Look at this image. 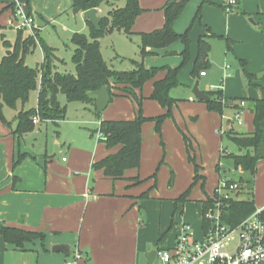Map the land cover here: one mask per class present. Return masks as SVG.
<instances>
[{"label": "rangeland", "instance_id": "rangeland-1", "mask_svg": "<svg viewBox=\"0 0 264 264\" xmlns=\"http://www.w3.org/2000/svg\"><path fill=\"white\" fill-rule=\"evenodd\" d=\"M119 4L125 6L126 1L122 0ZM199 10H201L200 15L198 14ZM101 11V16H105L107 14L106 6ZM36 25H38L37 21ZM17 27L18 21L15 12L8 25L3 21L0 22V60L6 53L4 40L9 41L12 46L17 42L20 35ZM175 30L179 34H184L189 30L190 39L189 59L178 75V85L170 90L171 97L177 99L178 102L171 109L172 116L164 121L161 134L155 131L153 122L143 125L141 150L142 147L143 150L145 148L144 140L149 132L158 134V144L161 149L160 160L154 171L147 176L151 177L156 173L155 178H150L148 181L156 183V190L162 196L170 192V194L181 192L185 186L189 187L191 180L189 169L194 168L188 158L183 133L187 134L192 142V153L196 154L197 163L199 162L205 167L208 176L204 189L201 185H197L193 189L197 198H204L207 194H212L211 188L216 178L215 163L217 160L219 161L221 147V133H217V128L220 127L219 123H222V117L226 120L233 119L235 114L224 112V115H221L209 111L203 102H193V89L198 83L202 92H222L224 97L230 99L264 98V77L260 80V75L264 74V0H237L231 9L227 5V0H191L176 23ZM22 31H24L23 38H26L30 30ZM37 31H39V40L48 46L57 58L52 64L53 70L59 73L76 74V68L72 61L74 46L71 43V38L75 33L91 37V26L84 18V12L75 15L72 10L68 14L62 15L53 25L41 29L37 26L30 32L35 35ZM202 38L210 44L207 57L210 64L206 66L202 63L201 67H198L195 61L198 55L199 40ZM99 42L103 59L113 70L118 72L131 71L134 69V62L143 63L148 69L171 67V65L176 68L181 65L183 59L181 42L172 45L173 49L180 50L178 53L181 58L164 57L163 55L143 57L141 37L139 35L130 37L124 32L105 33L99 38ZM43 61V49L40 44H37L27 55L26 63L30 67L38 68ZM201 71L205 72L206 77L200 76ZM250 78H252L254 86L251 85ZM153 88L154 81L152 80L147 82L142 89V96L145 98L142 110L143 114L147 116H156L167 112V109L158 101L150 99ZM38 95L39 89H36L31 93L26 104L23 105L19 101L16 108L5 106L0 111V135L4 136L5 132L16 129L17 116L22 109H37ZM58 101L66 110L65 119L59 122V126L51 120L42 121L40 116L36 115L41 122L24 135L25 142L40 157L47 156L54 159L61 155L69 159L70 154L67 151L83 149L91 143V140L94 146L102 152L117 153L121 146L108 149L104 143L100 142L99 126L103 120H106L105 117L109 113L116 111V108L131 107L135 116L138 111V105L135 102L122 97H114L108 108L101 114L97 113L91 103L70 102L63 94L58 96ZM247 105L246 111L241 114L244 126H239L237 123L233 125V128L238 132L245 130L246 133H252L255 130L251 108L249 103H246ZM157 112L159 113L155 114ZM226 120L223 124V133L231 127ZM223 144L228 146L231 151L238 152L226 137H223ZM154 152V150H150V153ZM144 157L147 159L148 155L145 154ZM221 165L230 172L233 171L232 161L223 160ZM135 170L139 172L140 168ZM239 174L235 173V177L228 173L234 179L239 178ZM255 179L254 202L256 210H261L264 208V163L260 165ZM242 198L245 199L246 196L243 195ZM168 201L172 203H168L163 208L164 220L166 216L170 218L174 213L176 224L179 222L190 224L194 229V234L199 236L203 222L199 204L188 201L175 210V201ZM158 209L159 207L156 209V224H159Z\"/></svg>", "mask_w": 264, "mask_h": 264}, {"label": "crops", "instance_id": "crops-1", "mask_svg": "<svg viewBox=\"0 0 264 264\" xmlns=\"http://www.w3.org/2000/svg\"><path fill=\"white\" fill-rule=\"evenodd\" d=\"M171 1L138 0L144 11L137 18L133 33L139 35L162 29L165 25L164 11ZM178 1L180 0H176ZM15 5L32 15L40 29L53 25L62 15L73 10V0H0V22L3 21L7 25L10 23ZM97 12L99 16L102 13L101 10ZM178 52L180 50L171 46L158 50L155 55L149 57L163 55L181 58ZM171 67L173 68L172 65ZM201 74V77H206ZM165 75V72H160L153 81L161 80ZM263 77L264 74L260 75V80ZM250 80L254 86L252 78ZM196 101L198 100L193 95V102ZM247 107L248 105L243 112ZM115 110L105 117L106 120L128 121L136 117L131 107ZM251 115L253 117L252 113ZM225 120L226 118L222 117V123H219L220 127L217 128V133H221V147L215 171L224 148L228 147L223 144ZM242 121L244 126V119ZM234 124L236 123L232 121L229 125L233 127ZM14 131L15 129L9 130L4 136L0 135V228L11 227L40 232L45 234L46 239L45 242L37 240L27 243L25 249L21 250L8 244L0 235V264H66L76 252L83 256L77 264H148L145 255L149 245L155 250L172 249L175 246L181 223L174 222V213L170 218L166 216L164 220L163 208L172 203L168 200L175 201V210L181 206L176 200L189 187L187 185L181 192H170L162 196L157 192L155 182L144 181L150 178L147 176L154 171L160 160L158 134L149 132L145 137V148L143 150L142 147L141 150L140 171L128 170L122 178L114 180L105 176L103 170L92 168L95 162L110 155L94 146L92 140L83 149L67 151L70 154L69 159L61 155L52 159L36 155L25 142L24 136L19 137ZM150 150L155 152L150 153ZM229 151L234 152L230 149ZM22 154H26V157L15 166L19 155ZM145 154L148 155L147 159ZM194 155L196 158V154ZM263 163L264 161L258 164V169ZM200 166L201 175L206 178L207 184L205 167L201 164ZM222 168V173L216 171L212 190L221 178L230 177L228 173H240L234 169L230 172L225 166ZM136 177L144 182L136 184L133 180ZM189 177L191 184L194 177L192 167L189 169ZM145 193H148V196L142 197ZM193 194L192 192L189 201L197 202L202 210L203 198H197L196 194ZM157 207L159 224H156L155 220ZM203 231L202 222L200 235H195L196 239H202ZM58 245L70 247L71 254L53 253L52 248Z\"/></svg>", "mask_w": 264, "mask_h": 264}, {"label": "trees", "instance_id": "trees-1", "mask_svg": "<svg viewBox=\"0 0 264 264\" xmlns=\"http://www.w3.org/2000/svg\"><path fill=\"white\" fill-rule=\"evenodd\" d=\"M121 1L73 0L72 8L79 9L80 12L91 9L100 11L105 6L107 8V14L105 16L100 15L102 18L100 31H97L87 20L91 26V37L88 38L85 34L75 33L71 38V43L74 46L72 61L76 68L74 75L53 70L52 64L57 58L52 50L39 40V31L35 35L29 33L26 38L22 36L24 31H19L20 35L14 46L9 41L4 40L6 53L0 60V111L5 106L16 108L19 101L23 105L26 104L31 93L39 89L37 109H22L17 116V127L14 134L19 137L34 129L33 119L36 115H39L42 121L51 120L59 126V122L65 119L66 113L65 108L58 101L60 94L65 95L70 102L91 103L96 110L94 101L90 100L86 93L106 86L112 99L125 97L138 105L135 119L128 121L105 120L101 122L98 129V132L102 134L100 142L104 143L108 149L117 146H121V148L117 153L110 154L95 162L92 168L103 170L105 176L114 180L122 178L128 170L140 168L143 125L147 122H153L155 131L161 134L164 121L172 116L171 109L178 100L171 97L170 90L178 85V75L189 59L190 47L189 30L184 34H179L175 30L176 23L191 1L180 0L165 8V25L162 29L151 33H141L139 36L142 39L141 53L143 57L155 55L158 50L166 49L177 42H181L183 45L181 65L176 68L165 66L148 69L143 63L134 62V69L131 71L118 72L113 70L103 59L99 38L105 33L114 31L124 32L130 37L135 35L132 29L137 18L144 11L138 0H125V6L119 4ZM14 9L16 12V5ZM200 11H198L199 15ZM37 40H39L38 43ZM37 44H40L43 49L44 61L40 67L33 68L26 63V57ZM12 47L13 49H11ZM209 47L210 44L206 39L199 40L198 55L195 61L198 67H201L202 63L206 66L210 64L207 58ZM160 72H165L166 75L163 79L154 82L150 99L158 101L167 109V112L156 117H146L142 110L145 98L141 95V91L144 85L155 80ZM201 73L205 72L201 71ZM206 94L210 100L203 103L207 105L209 111L221 115L228 111L236 113L245 109L241 108L240 104L246 102L249 103L253 114L254 132H245L241 135L230 125L231 127L223 133V136L235 145L238 152H230L228 147L224 148L220 162L216 165V171L222 173L221 162L228 159L232 161L234 171L241 173L237 179L241 189L226 208V220L232 225H237L256 211L254 202L255 177L258 164L264 161V99H228L227 101L222 92ZM227 123L230 124L232 121L227 120ZM183 134L188 158L194 167V177L189 188L176 200L177 204L188 202L194 187L201 184L202 189H204L206 184V178L201 175L202 166L197 163L195 155L192 153L191 139L187 134ZM25 157L26 154L19 155L15 166L19 165ZM155 175L156 173L150 178L154 179ZM133 180L136 184L144 182L139 177ZM243 195L246 196L245 199L242 198ZM146 196L148 193L142 195V197ZM201 203L205 207H209L212 203L210 195L207 194ZM260 218L264 221V209ZM0 235L8 244L21 250L25 249L27 243L37 240L45 242L46 239L43 233L11 227L0 228Z\"/></svg>", "mask_w": 264, "mask_h": 264}, {"label": "built area", "instance_id": "built-area-1", "mask_svg": "<svg viewBox=\"0 0 264 264\" xmlns=\"http://www.w3.org/2000/svg\"><path fill=\"white\" fill-rule=\"evenodd\" d=\"M236 2L227 0V5L231 9ZM15 13L19 31H31L37 27L36 19L21 7H17ZM240 105L245 108L246 103ZM242 113V110L236 112L231 121L242 126ZM40 122V118L35 116L33 123L38 125ZM98 133L101 138L102 134ZM240 189L237 179L221 178L210 194V206L202 204V239H196L192 226L183 222L175 246L172 249H157L152 264H264V221L260 218L263 209L256 210L237 225L226 220V208ZM82 258V254L76 252L66 264H77Z\"/></svg>", "mask_w": 264, "mask_h": 264}, {"label": "water", "instance_id": "water-1", "mask_svg": "<svg viewBox=\"0 0 264 264\" xmlns=\"http://www.w3.org/2000/svg\"><path fill=\"white\" fill-rule=\"evenodd\" d=\"M175 2L176 0H172L171 4ZM79 12H80L79 9H76V8L73 9V13L75 15L78 14ZM84 18L88 20L97 31L101 30L100 25L102 22V18L98 15V12L96 9L85 11ZM86 95L90 100L94 101L96 111L98 114L103 113L108 108L111 102V99H112L111 93L106 86L96 91H89L86 93ZM193 95H194V98L198 101L208 102L210 100L209 96L199 89L198 83L194 86ZM244 133H245L244 130L240 132L241 135ZM52 252L53 253H65L67 255L71 254L70 247L64 246V245L54 246L52 248ZM156 256H157V250L152 249V247L149 245L147 247V253L145 255V258L148 261V264H152L154 260L156 259Z\"/></svg>", "mask_w": 264, "mask_h": 264}]
</instances>
